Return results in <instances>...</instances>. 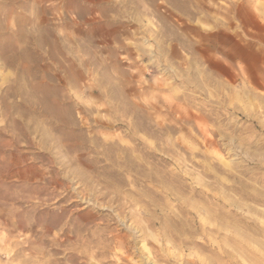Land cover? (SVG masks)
<instances>
[{"label": "rangeland", "instance_id": "1", "mask_svg": "<svg viewBox=\"0 0 264 264\" xmlns=\"http://www.w3.org/2000/svg\"><path fill=\"white\" fill-rule=\"evenodd\" d=\"M0 264H264V0H0Z\"/></svg>", "mask_w": 264, "mask_h": 264}, {"label": "bare ground", "instance_id": "2", "mask_svg": "<svg viewBox=\"0 0 264 264\" xmlns=\"http://www.w3.org/2000/svg\"><path fill=\"white\" fill-rule=\"evenodd\" d=\"M43 101V100H42Z\"/></svg>", "mask_w": 264, "mask_h": 264}]
</instances>
